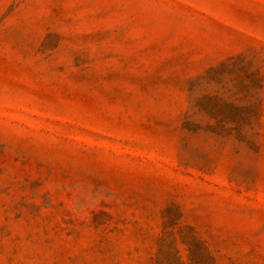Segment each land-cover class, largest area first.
Listing matches in <instances>:
<instances>
[{"label":"rangeland","instance_id":"rangeland-1","mask_svg":"<svg viewBox=\"0 0 264 264\" xmlns=\"http://www.w3.org/2000/svg\"><path fill=\"white\" fill-rule=\"evenodd\" d=\"M0 264H264V0H0Z\"/></svg>","mask_w":264,"mask_h":264}]
</instances>
